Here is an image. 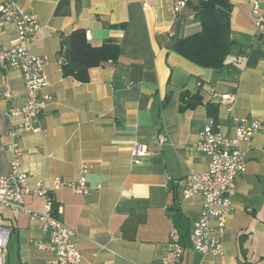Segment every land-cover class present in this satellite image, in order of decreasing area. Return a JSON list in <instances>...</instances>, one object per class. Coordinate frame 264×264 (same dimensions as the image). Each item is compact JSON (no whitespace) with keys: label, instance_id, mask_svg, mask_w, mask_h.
<instances>
[{"label":"crops","instance_id":"0c3cea01","mask_svg":"<svg viewBox=\"0 0 264 264\" xmlns=\"http://www.w3.org/2000/svg\"><path fill=\"white\" fill-rule=\"evenodd\" d=\"M3 3L36 17L40 28L28 50L49 59L43 92L53 102L40 121L46 136L19 135L21 169L28 185L51 190L56 218L78 232L82 264H162L172 230L183 248L179 264H264V33L255 29L248 0H229L231 46L221 69L199 66L171 48L200 32L196 1L177 15L171 0H154L147 11L141 0ZM260 12L264 16V0ZM77 28L92 46L118 45V60L90 69L87 83L64 78L56 55L61 37ZM16 40L15 27L0 20V48ZM5 87L10 97H0V176L10 172V131L23 121L9 114L26 100L18 71H0V93ZM182 92L199 95L200 103L181 110ZM224 95L234 97L231 109ZM208 105L216 108L214 119ZM236 117L260 126L250 144H241L246 171L236 179L223 255L213 257L190 245L202 198L184 199L182 190L186 177L207 170L209 157L197 144L208 119L232 137ZM136 144L146 150L140 164L132 157ZM82 176L85 194L56 188ZM23 206L43 211L36 195H24ZM0 226L9 230L4 264H48L52 255L34 245L49 239L40 220L0 207Z\"/></svg>","mask_w":264,"mask_h":264},{"label":"built area","instance_id":"2783aa9c","mask_svg":"<svg viewBox=\"0 0 264 264\" xmlns=\"http://www.w3.org/2000/svg\"><path fill=\"white\" fill-rule=\"evenodd\" d=\"M145 11L152 9L154 0H141ZM195 0H171L174 15L180 13L189 2ZM255 29L264 33V16L260 12V0H248ZM0 20L11 23L17 31V40L7 49L0 48V71H18L24 81L26 100L20 109L10 112L11 117H21L22 123L15 125L10 131L12 138L8 146L10 156V172L0 176V207L9 211L20 210L29 215L31 221L40 220L41 231L47 234L46 242L36 241L39 250L49 252L52 257L48 264H82V254L77 242L79 234L65 225L53 215V197L50 189L37 184H27V175L21 169L22 149L18 137L22 132H36L45 137L46 131L41 128V118L46 114L53 98L43 90L48 85L46 67L49 59L46 56L32 55L28 50L39 31V23L34 15L17 10L11 3L0 5ZM0 97L8 99L10 90L5 87ZM222 100L234 103V97L222 96ZM258 120L248 121L246 118H234V135L225 137L214 128L208 119L200 133L197 150L209 157L207 170L203 173H192L186 177L182 190L183 198L189 199L200 195L202 206L199 219L194 223L190 234V245L196 252L219 257L223 255L222 239L231 212L232 197L236 191V179L246 171L245 152L241 144H250L252 137L259 130ZM160 143L164 140L160 138ZM146 154L143 145L136 144L132 149L135 164ZM85 172V169H84ZM69 188L76 194L88 191L87 183L82 176L76 182L58 181L56 188ZM24 195H36L43 203L42 213L31 212L23 206ZM179 234L172 230L169 233L167 250L162 264H179L183 248L179 242ZM9 242V230L0 226V264H4L3 255ZM102 249H107L105 245Z\"/></svg>","mask_w":264,"mask_h":264},{"label":"trees","instance_id":"16d2710c","mask_svg":"<svg viewBox=\"0 0 264 264\" xmlns=\"http://www.w3.org/2000/svg\"><path fill=\"white\" fill-rule=\"evenodd\" d=\"M196 17L200 23L199 33L181 38L172 43L171 48L187 60L206 68L221 69L228 55L229 0H195ZM61 60L64 78H72L79 83L89 81V70L118 60V45L107 42L92 46L83 29H73L60 39L56 53ZM200 103L199 95L180 94V109L194 108ZM209 116L215 118L216 108L208 105ZM54 210V207H53ZM55 216V212H53Z\"/></svg>","mask_w":264,"mask_h":264}]
</instances>
